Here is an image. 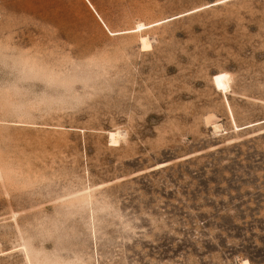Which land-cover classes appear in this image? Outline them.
Listing matches in <instances>:
<instances>
[{
    "label": "rangeland",
    "instance_id": "1",
    "mask_svg": "<svg viewBox=\"0 0 264 264\" xmlns=\"http://www.w3.org/2000/svg\"><path fill=\"white\" fill-rule=\"evenodd\" d=\"M245 262L264 0H0V264Z\"/></svg>",
    "mask_w": 264,
    "mask_h": 264
},
{
    "label": "bare ground",
    "instance_id": "2",
    "mask_svg": "<svg viewBox=\"0 0 264 264\" xmlns=\"http://www.w3.org/2000/svg\"><path fill=\"white\" fill-rule=\"evenodd\" d=\"M142 47L144 49L150 47V45L148 44V42L145 39H142ZM109 135H110V139H111L110 141L112 143H115L116 142V136L117 135L115 133H109ZM243 264H248V262H245Z\"/></svg>",
    "mask_w": 264,
    "mask_h": 264
}]
</instances>
